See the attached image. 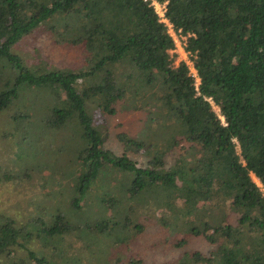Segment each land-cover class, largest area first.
Instances as JSON below:
<instances>
[{
  "label": "trees",
  "instance_id": "trees-1",
  "mask_svg": "<svg viewBox=\"0 0 264 264\" xmlns=\"http://www.w3.org/2000/svg\"><path fill=\"white\" fill-rule=\"evenodd\" d=\"M155 1L164 3L165 18L184 36L197 83L185 60L174 64L175 40L152 0H0V110L22 87L55 92L59 98L40 129L74 127L72 160L79 165L64 173L72 182L67 211L58 207L49 222L39 217L33 226L5 217L0 254L20 238L35 236L47 246L74 233L88 252L83 257L109 264L103 254L112 238L122 241L143 228L134 211L161 205L162 224L202 235L214 247L160 264H264V0ZM40 26L78 47L86 66L27 65L12 47ZM117 101L146 110L147 140L156 148L146 164L104 147L106 135L93 124L90 102L114 113ZM178 136L196 152L166 165L164 153ZM118 137L126 148L143 146L125 132ZM29 255L48 264L32 249ZM82 259L70 255L53 264Z\"/></svg>",
  "mask_w": 264,
  "mask_h": 264
},
{
  "label": "rangeland",
  "instance_id": "rangeland-1",
  "mask_svg": "<svg viewBox=\"0 0 264 264\" xmlns=\"http://www.w3.org/2000/svg\"><path fill=\"white\" fill-rule=\"evenodd\" d=\"M152 3L162 16L163 3L155 0H152ZM170 32L174 36L175 31L170 29ZM174 38L176 46L170 50L176 54L174 64L185 60L191 66L180 39L178 36ZM12 50L17 52L27 65L34 68L79 69L86 66L83 52L78 47L56 41L45 26L37 27L25 35L13 45ZM7 68L8 66L3 68L6 75L9 72ZM1 77L0 74V82ZM57 98L59 95L44 88L22 87L18 96L6 108L0 110V222L5 217L14 218L17 225L27 222L32 224L31 220L39 217L44 222H49V214L55 212L56 208L61 207L60 212L67 211L66 198L70 194L72 182L64 173L79 169V165H74L72 160V145L75 146L77 140L75 136L72 137L74 127L66 124L58 129L44 127L45 132L40 129L47 114V107ZM115 105L116 112L107 113L102 111L97 103H89L93 124L100 127L106 135L104 147L118 154L125 151L138 164H146L156 149L147 140L146 110L125 107L123 101H117ZM213 108L216 112L219 111L218 106L213 105ZM121 132L130 137H137L143 146L126 148L118 137ZM178 138L179 143L164 153L166 165L172 164L182 155L189 156L191 151L196 152L182 136ZM121 177L118 176L119 179ZM252 177L260 185L254 174ZM110 182L116 185L114 180ZM62 185L65 188H61ZM92 190L95 193L100 192L98 185H94ZM92 209L96 211V207ZM164 213L166 208L161 205L154 209L150 207L148 210L141 208L134 211L132 219L140 221L143 228L132 230L128 238L122 241L112 238L114 242L107 245L108 251L103 254V258L105 257L109 264H160L167 260L178 261L185 251L207 252L214 247V244L202 235L170 230L158 219ZM228 218L235 223V215ZM184 237L185 243L180 245L179 241ZM51 240L55 243L59 241L58 238ZM82 245V238L74 233H67L60 243L47 246L35 236L26 241L20 238L18 244L0 254V264H37L29 255L30 249L38 255L46 256L48 264L60 262L70 255L81 256L84 264H101L102 261H89L83 257L88 255V252Z\"/></svg>",
  "mask_w": 264,
  "mask_h": 264
},
{
  "label": "built area",
  "instance_id": "built-area-1",
  "mask_svg": "<svg viewBox=\"0 0 264 264\" xmlns=\"http://www.w3.org/2000/svg\"><path fill=\"white\" fill-rule=\"evenodd\" d=\"M163 13H162V16H161V19L163 20V21H165L166 23H167V25H168V31L170 32V29H172V30H174V28H173V26H172V23L171 22H169L168 20H167V18H165V16H164V9H165V6H164V3H163ZM175 31V30H174ZM171 33V35L173 36V34H172V32H170ZM174 36H178V38L180 39V41H181V46H182V48H183V39L182 38H184V36H182V37H179V35H178V33L175 31V34H174ZM174 36H173V38H174ZM174 40H175V38H174ZM175 43H176V41H175ZM172 50V49H171ZM183 50H184V48H183ZM185 51V50H184ZM186 52V51H185ZM172 53V52H171ZM186 54H187V52H186ZM187 56H188V54H187ZM189 57V56H188ZM190 59V58H189ZM187 64H188V66H189V68H190V72L193 74V75H195V78H196V83L199 81V77L197 76V73H196V69H195V67L193 66V62H192V60L190 59V63H191V66H190V64L188 63V62H186Z\"/></svg>",
  "mask_w": 264,
  "mask_h": 264
}]
</instances>
